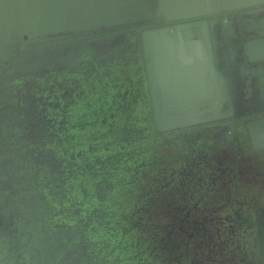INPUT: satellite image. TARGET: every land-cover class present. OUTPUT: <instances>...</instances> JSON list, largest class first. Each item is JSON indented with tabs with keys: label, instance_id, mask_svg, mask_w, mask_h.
<instances>
[{
	"label": "water",
	"instance_id": "water-1",
	"mask_svg": "<svg viewBox=\"0 0 264 264\" xmlns=\"http://www.w3.org/2000/svg\"><path fill=\"white\" fill-rule=\"evenodd\" d=\"M0 264H264V0H0Z\"/></svg>",
	"mask_w": 264,
	"mask_h": 264
}]
</instances>
